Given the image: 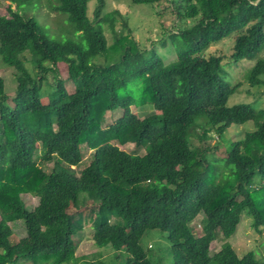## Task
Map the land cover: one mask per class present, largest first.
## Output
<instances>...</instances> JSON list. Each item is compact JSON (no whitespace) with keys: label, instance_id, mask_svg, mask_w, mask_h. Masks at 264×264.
<instances>
[{"label":"trees","instance_id":"16d2710c","mask_svg":"<svg viewBox=\"0 0 264 264\" xmlns=\"http://www.w3.org/2000/svg\"><path fill=\"white\" fill-rule=\"evenodd\" d=\"M8 1L7 14H0V62L14 69L16 86L8 96L0 75V264H75L82 239L74 237L84 219L70 208L81 192L98 200L91 239L113 250L115 264H153L141 244L153 229L167 233L172 264H264L252 250L239 256L229 243L210 250L219 235L234 234L242 213L254 230H264V108L228 105L240 83L225 78L222 55L204 54L234 33L227 63L254 59L244 79L263 85L264 0L172 1L183 24L167 33L176 54L170 62L153 47L144 53L126 17L105 11L106 0H48L66 16V37L50 36L29 15L39 0ZM111 50H120L119 57L106 63ZM60 62L72 91L58 74ZM115 109L121 114L103 125ZM247 121L254 128L231 141L223 158L208 156L205 140L212 133L222 138L232 124ZM126 143L144 153L122 149ZM26 193L38 198L33 209L21 197ZM199 214L201 234L195 235L191 223ZM113 216L119 219L112 222ZM17 219L25 235L11 242L9 222Z\"/></svg>","mask_w":264,"mask_h":264},{"label":"rangeland","instance_id":"374dc122","mask_svg":"<svg viewBox=\"0 0 264 264\" xmlns=\"http://www.w3.org/2000/svg\"><path fill=\"white\" fill-rule=\"evenodd\" d=\"M39 4L35 2L29 6V15L34 16L40 24H42L52 37H66L67 28L69 24L67 22L66 16L62 13H56L52 11L48 6V0H39ZM172 1L176 0H158L152 4L139 3L134 4L131 0H106L105 11L119 10L122 15L127 19V25L132 28L131 36L141 47L143 52L148 48H155L160 55L163 57L165 62H170L176 58L174 49L167 38V33L169 30H176L177 26H181L183 23L177 20L174 12ZM9 5L8 0H0V14H7V6ZM94 6V1H90L88 5V14L91 16L92 9ZM14 8V4H12ZM26 8V5L23 6ZM116 31L122 30V25L118 20L116 23ZM126 33V28L123 31ZM105 33L109 43H112L113 36L108 28H105ZM166 41V45H161V40ZM234 40V33L229 37L221 40L218 43L210 45L204 52L205 56L209 54L222 55L224 69L226 71L225 78L231 84L240 83L237 90L230 95L227 104L233 105L236 103H251L256 108H264V84L260 86H250L244 79V74L248 68H250L255 62L254 59H243L238 61L236 64H228V56L232 50ZM112 51V50H111ZM112 55L106 59V63L115 60L119 57L120 50L117 52L112 51ZM264 58V50L260 52ZM29 54H27V57ZM26 67L31 70V63H25ZM15 71L12 67L7 66L0 62V75L4 79L5 93L11 96L15 90ZM58 74L65 80V86L67 90L72 91V82L67 78L66 64L60 62L58 64ZM51 81V74L48 75ZM264 79V74L261 75ZM47 81L43 84L42 88V99L47 100ZM142 106V105H141ZM138 106V107H141ZM148 107V106H147ZM121 109H115L114 111L107 112L105 115L106 125L114 121L120 114ZM132 111L137 112L136 107H132ZM147 111H150L148 108ZM253 122L247 121L243 124H232L223 134L222 138H217L215 134H211L210 137L205 140V144L209 145L208 156L220 159L226 155V149L229 147V143L234 140L243 138L244 133L248 130L253 129ZM200 131V130H199ZM190 143L192 146H197L199 144L197 139L190 138ZM129 152L142 155L144 149L142 147H137L133 143H126L120 146ZM39 153V151H38ZM90 157L89 150L84 152V161L82 166L88 163ZM221 165V163H217ZM44 168L47 170L49 166L46 165ZM21 197L25 203L27 209H33L38 203V198L30 193L21 194ZM98 200L91 199L87 193L81 192L79 195V201L77 207H71V212L82 214L84 219V228L79 231V234L75 236V239H82L79 242V246L76 251L77 262L75 264H80L87 261L102 260L105 264H115L117 260L111 258L113 250L111 248H99L97 247L91 237L93 233L94 222L99 217L98 209L96 205ZM201 218L202 214L197 215V217L191 223V227L195 235L201 234ZM119 218L113 216L111 221L115 222ZM252 218L246 214L242 213L240 221L237 225L236 231L229 238H223L221 235L215 239L211 245V252L217 251L222 244L229 243L240 256L244 252L252 250L255 252L257 257L264 259V230L257 232L251 225ZM9 224L13 229V233L10 236L11 242L18 241L22 236L25 235L24 225L21 219L10 221ZM166 232L160 229L147 230L141 237V244L148 251L150 259L153 264H172V256L170 254L169 248L170 243L166 238ZM149 246V248H148ZM120 261L123 262L125 258V253H120ZM38 264H50L48 262L40 261ZM84 264V263H81Z\"/></svg>","mask_w":264,"mask_h":264}]
</instances>
